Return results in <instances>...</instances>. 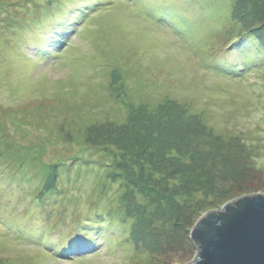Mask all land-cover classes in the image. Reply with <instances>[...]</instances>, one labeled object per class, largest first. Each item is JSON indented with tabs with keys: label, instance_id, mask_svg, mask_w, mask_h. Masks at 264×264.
<instances>
[{
	"label": "rangeland",
	"instance_id": "1",
	"mask_svg": "<svg viewBox=\"0 0 264 264\" xmlns=\"http://www.w3.org/2000/svg\"><path fill=\"white\" fill-rule=\"evenodd\" d=\"M91 1L0 0V148L34 166L0 184V264L187 263L206 211L264 193V0ZM238 14L262 59L242 75L223 69ZM57 163L75 195L121 175L94 187L101 218L51 203Z\"/></svg>",
	"mask_w": 264,
	"mask_h": 264
},
{
	"label": "water",
	"instance_id": "2",
	"mask_svg": "<svg viewBox=\"0 0 264 264\" xmlns=\"http://www.w3.org/2000/svg\"><path fill=\"white\" fill-rule=\"evenodd\" d=\"M190 239L197 251L184 264H264V193L244 194L206 211Z\"/></svg>",
	"mask_w": 264,
	"mask_h": 264
},
{
	"label": "trees",
	"instance_id": "3",
	"mask_svg": "<svg viewBox=\"0 0 264 264\" xmlns=\"http://www.w3.org/2000/svg\"><path fill=\"white\" fill-rule=\"evenodd\" d=\"M233 1L234 2L238 1V2H237V4L232 6L231 11L235 12L237 9V12L239 13L240 12L239 0H233ZM89 2H90V5H85L81 9V11L83 13L82 15L85 17L88 16V14L95 12L98 9V7H100V3H96L97 1L92 2L91 0H89ZM92 3L94 5H92ZM95 4H97V5H95ZM82 15H81V17H83ZM61 19H63V16ZM158 20H161V19H158ZM233 20L234 21L230 22L231 24L229 26V29H227V38L228 39L233 38L235 36L237 37L239 34L238 31L239 30L242 31L243 27L245 25L243 22L244 21L243 17L240 14H238ZM80 22H81V20H80ZM261 28L264 29V27H261ZM72 31H74V28L71 30V32ZM235 39L238 40V46L235 50L239 49V53L235 55V54L231 53V51L233 50L232 48H230V51H229V49H225V53H228V51H229V53L227 54V58L229 59V61L227 63H230V64L226 63V65L223 67V69H225L226 71L232 69V66L234 65V63L232 64V61L234 62L237 60H238V63H237L236 68H235L236 69L235 74H237V75H239V74L242 75L254 67H255V69H258L259 68L258 66H260L262 64V59H261L260 53H259V44L251 52H245V50L240 49L242 42H245L244 39L240 38V37H237ZM249 66H250V69L249 68H247V69L243 68V67H249ZM121 111L122 110L120 109V112ZM122 113H123V111H122ZM114 114L115 113L112 112L111 115L113 116L114 119L117 120L118 116H117V114H115V115ZM123 118H125V117L123 116ZM116 120H114V121H116ZM116 124L119 125L117 122H116ZM5 147L6 148H4V146H2L0 148V184H2V185L6 184L9 187L12 185H19V188L22 189L20 186V183L23 182V180H21L20 177H18L19 179H16V177L18 175V168H23V170H27V168L32 169L34 166H32L29 163V161L26 157L20 156V154L16 153L14 151V149L8 147V145ZM97 151H100V149H98ZM107 154H108L107 158L105 155H102L100 153H98V157H97L99 159V161L106 164V167L113 166L114 163L119 161L118 155H113V153L109 154V152ZM110 161L111 162L115 161V162L110 164ZM25 165H26V167H25ZM59 166H60V163H57L56 165H54V168H53V170H54L53 173H55V179L52 182L53 195L51 197H49L51 200V203L53 201H55V202H57V204H62V202L59 201V197L65 196L63 206H64V209L66 211V208L70 204H73V205L78 204L79 201L81 199H83L85 204H88V207H89L88 210L86 211V212H89V213H86L88 215V219L95 221L96 218H101L102 217L101 211H98V210L91 211V209H92L91 207L98 201V195H99L97 193V191L94 189V187L98 188L99 186H101L103 184V188H102V190H103L104 185H107V183H109L111 185V181L114 182L118 177H121V175H119L118 173L116 174V172L112 169H110V170L105 169L104 172L107 171V173H109V174L111 173L113 175H115V174L116 175L114 177H112L108 174L105 176L104 180L103 179L99 180L97 183H95L94 187H92V190L89 193V195L86 193L83 196L84 192L82 194L80 191L77 195H75L76 188L75 187L70 188V186H69L70 185L69 182H70V180H72L71 179L72 177L70 176V173H71L70 168H68V170H66L67 171L66 174L63 175L61 173V171H63L64 169H60ZM102 166H104V165H102ZM81 172L82 171H80V173H78L76 175V177H73L75 182H82V179L84 180ZM46 177H47L46 175L37 176V178H39L40 183L44 184V185H45V181H46L45 178ZM107 180H108V182H107ZM7 186H6L7 189L5 188V190L11 191ZM44 187L35 191V193H34L35 195H33V196L36 197L37 194H39V196H41L43 194L44 189H45ZM1 190H4V189L2 188ZM106 193H107V191L100 192V194L102 195V199L104 198V196H106ZM85 200H87V201H85ZM89 200L91 201L90 202L91 205L89 203H87V202H89ZM105 200H106V198H105ZM75 209H80V208L76 206ZM65 216H67V214L64 211H62L61 217L64 220L63 223L67 222L68 225H71V224L76 222V218L74 216L72 218L70 216H67V217H65ZM77 225H79V224L71 225L70 229L75 228V226H77ZM85 226H87V225H84L82 228H85ZM71 241L77 242V239H75V237H73V239Z\"/></svg>",
	"mask_w": 264,
	"mask_h": 264
}]
</instances>
